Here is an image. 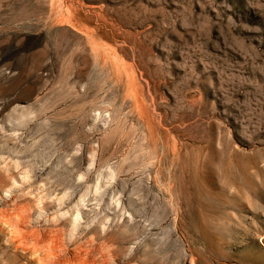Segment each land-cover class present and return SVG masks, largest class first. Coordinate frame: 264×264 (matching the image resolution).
<instances>
[{"label": "rangeland", "instance_id": "obj_1", "mask_svg": "<svg viewBox=\"0 0 264 264\" xmlns=\"http://www.w3.org/2000/svg\"><path fill=\"white\" fill-rule=\"evenodd\" d=\"M0 264H264V0H0Z\"/></svg>", "mask_w": 264, "mask_h": 264}]
</instances>
